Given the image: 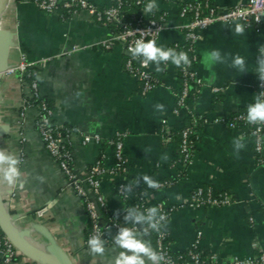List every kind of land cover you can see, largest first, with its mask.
Wrapping results in <instances>:
<instances>
[{"label": "crops", "instance_id": "obj_1", "mask_svg": "<svg viewBox=\"0 0 264 264\" xmlns=\"http://www.w3.org/2000/svg\"><path fill=\"white\" fill-rule=\"evenodd\" d=\"M89 1L104 7L113 0ZM209 1L225 8L244 0ZM148 3L157 6L151 12L164 17L156 45L176 54L173 44L184 42L182 25L186 22L178 15L177 0H145L141 11L145 12ZM237 24L241 25L215 22L200 31L192 65L200 81L199 92L188 98L186 109L176 113L177 65L170 59L165 64L152 61L151 71L161 66L159 83L140 95L136 79L124 70L127 52L123 45L103 48L101 42L108 36V28L84 11L64 17L60 11L45 13L30 2L6 0L0 29L9 32L10 44L2 58L0 53V67L16 64L20 56L30 63L28 70L33 71L39 97L52 111V121L70 130L69 147L77 173H84L104 153L105 171L99 182L108 214L122 226L142 227L150 225L151 219L134 208L137 195L147 208L162 202L172 208L164 229L173 254L185 252L200 232L198 250L212 253L221 264H227L232 257L254 259L264 253V135L257 155L240 129L211 121L247 109L257 97L256 80L264 67V52L260 51L264 49V28L242 25L244 32L237 34ZM74 46L78 49L71 51ZM213 53L218 58L210 60ZM237 55L245 61L242 69L234 64ZM40 60H45L42 65L37 63ZM29 83L19 82L17 73L0 77V151L16 160L20 171L11 185L0 176V195L5 210L14 217V229L27 231L22 240L46 257L60 259L61 253L71 264H115L121 252L132 255L115 242L112 232L108 234L110 243L99 240L102 254L92 253L85 245L87 216L34 130L36 106L19 115L22 99L31 92ZM188 113L204 116L206 122L197 126L190 161L183 165L178 162L175 134L184 127ZM160 129L173 138L163 141ZM117 132L124 133V166L110 174L112 148L106 140ZM84 134H97L100 140L81 144ZM241 137L244 147L237 149L234 141ZM6 167V163L0 165V170ZM145 175L156 183L168 180L171 184L149 187ZM118 185L123 187L122 195ZM195 187L226 192L234 202L188 207L185 201ZM7 191L12 194L7 195ZM49 201L55 202L52 207H48ZM138 215L143 219L136 221ZM133 232L154 252L147 228ZM140 257L144 264H157L143 253ZM11 264L39 263L16 249Z\"/></svg>", "mask_w": 264, "mask_h": 264}, {"label": "built area", "instance_id": "obj_2", "mask_svg": "<svg viewBox=\"0 0 264 264\" xmlns=\"http://www.w3.org/2000/svg\"><path fill=\"white\" fill-rule=\"evenodd\" d=\"M18 1V0H16ZM32 3L35 7L45 13H53L62 11L65 17H70L78 11H84L96 23L106 25L112 22L119 27L118 31L108 35L102 42L101 46L105 49L110 48L115 43L123 45L127 56L124 59V70L133 76L138 83V92L144 95L152 90L157 84V78L152 74L148 62L147 66H143V57H134L129 51L134 47L135 42L143 40H156L158 34L163 29L164 17L158 15L157 18L148 17L147 14L141 11L140 14L132 16L129 20H124L121 15L122 0H114V4L100 7L89 0H21ZM134 4L143 7L145 0H131ZM178 15L186 19L182 25L184 33V42L180 44H173L174 48L178 46H185L188 56L189 64L181 62L179 65V73L181 75V86L176 94L175 107L173 112L179 109L187 108V100L189 92L195 95L199 92L200 81L196 77L192 67L196 56L194 54V44L200 39V31L206 29L209 25L215 22H239L245 28H264V0H244L232 6L219 8L211 3L209 0L201 1H185L177 0ZM78 49L77 46L71 48V51ZM181 51H176L179 55ZM65 53V52H64ZM67 53V52H66ZM45 60H40L37 63L43 64ZM165 64L166 61H163ZM30 63L20 56L18 62L14 65L5 67L0 75L17 73L18 81L22 82V76L28 71ZM264 67L259 71V76L256 80V93L261 102H264V80L261 75H264ZM31 92L28 97L22 99L19 115L22 116L24 110L35 105L37 108V116L34 120V130L40 139L48 156L56 163L64 178V184L79 198L80 203L88 219V228L85 233L84 243L88 245V241L92 236H97L98 240L110 243L109 232H112L116 237L121 228H129L133 231L141 228L151 227L155 233L154 237V252L157 254V264H221L220 260L212 253H207L204 257L200 255L197 248V242L200 237V232L196 233L195 239L190 246L182 254H172L169 248V241L167 240L168 233L164 230V223L169 218L172 210L170 206H166L162 202H157L154 205L156 208L155 214H150L147 207L141 201V195H137L133 204L134 208L141 210L151 219L150 225L138 227L135 225L122 226L116 217L110 215L106 211L103 195L100 191L99 176L105 171L102 165L104 153H100L95 161L82 174L77 173L72 165V157L69 147L70 130L52 121L51 109L46 102L39 97L36 90V83L32 79L29 83ZM192 92H191V91ZM31 99L38 100L34 104ZM188 113L186 116H193ZM247 115L244 113H237L229 121H224L222 118H213L212 122H222L228 127L237 128L238 124H245L248 126V135L251 138L252 146L255 154H259L262 146V139L264 135V123H249L246 119ZM201 123H205L204 116H198ZM196 123V119L192 118L190 124L185 125L180 130V140L177 149L178 162L186 165L191 157L192 140L189 135L193 133L192 126ZM160 137L163 141H169L170 135L164 130L160 129ZM124 133L117 132L106 143L111 146L113 163L108 173L112 174L115 171L123 170L124 159L122 156V141ZM100 137L97 134H84L81 136V144H86L90 141L98 142ZM171 184L168 180H163L157 183L156 188L166 187ZM118 193L123 194L122 185H118ZM7 195L11 191L6 192ZM12 194V193H11ZM234 200L226 192H216L209 187H195L189 193L185 204L188 207L198 208L206 206H226L230 205ZM11 216V215H9ZM155 225V227H153ZM16 248L5 237L0 235V264H11L14 259ZM227 264H264V253H259L254 259L232 257Z\"/></svg>", "mask_w": 264, "mask_h": 264}, {"label": "clouds", "instance_id": "obj_3", "mask_svg": "<svg viewBox=\"0 0 264 264\" xmlns=\"http://www.w3.org/2000/svg\"><path fill=\"white\" fill-rule=\"evenodd\" d=\"M155 3H148L144 11L151 12L154 8H156ZM235 31L237 34H242L244 32V27L240 24H237L235 27ZM129 51L132 53L134 57H143L142 64L143 66H147L149 61L159 62V61H168L177 66L183 62L184 64H189L187 54L184 52H180L179 55L173 53L171 49L164 50L162 47H158L156 45L155 40H148L144 42L143 40H138L135 42L134 47H131ZM260 51L264 52V49ZM218 58L217 54L213 53L212 58ZM245 61L244 59L237 55L234 58V64L243 68ZM157 71H160L157 68ZM264 71V70H262ZM261 79L264 80V75H261ZM247 121L249 123H264V102H261L259 97L255 98V102L250 104L247 108ZM243 137L239 141H234L237 149H241L244 147L242 143ZM7 164L6 168L0 170V176H2L3 180L7 181L8 184H14L18 177L20 176L19 168L17 167V161L12 159L11 156H6L3 151H0V165ZM145 183L149 187H157V183L153 181L149 176H143ZM54 201H49L48 207H52L54 205ZM148 212L150 214H155L156 208H149ZM118 215V212L116 213ZM129 219V217H125V220ZM142 216H136L135 220H142ZM155 227V225H153ZM135 233L132 229L129 228H121L119 230L118 235L115 237V242L122 248L128 249L132 252V255H127L124 252H121L119 256L115 260V264H144L143 259H141L140 254L148 256L152 260H157V254L153 252L145 243L137 240L135 238ZM89 249L92 253L102 254L104 252L103 247L101 246V242L98 240L97 236H92L88 241Z\"/></svg>", "mask_w": 264, "mask_h": 264}, {"label": "trees", "instance_id": "obj_4", "mask_svg": "<svg viewBox=\"0 0 264 264\" xmlns=\"http://www.w3.org/2000/svg\"><path fill=\"white\" fill-rule=\"evenodd\" d=\"M16 1V0H14ZM114 0L112 1V4H114ZM121 8V15L123 17L124 20H129L132 16L134 15H138L141 13V7L140 5H136L134 4L131 0H122V4L120 6ZM62 13V15L65 17L64 13L62 11H60ZM148 17H152V18H157L158 15L153 13V12H149L147 14ZM107 28H108V35H111L112 33H115L118 31L119 27L117 25H115L114 23L112 22H108L106 25H105ZM176 51H181V52H184L187 54V57L190 56V53L186 51L185 49V46H178L177 48H175ZM194 64V62L192 63ZM179 66H177V78H178V84H179V89H180V86H181V75L179 73V70H178ZM159 69L161 70V66H159ZM33 71L30 69L28 70L23 76H22V80L26 83L30 82L32 79H33ZM152 74L157 78L158 80V83H159V72L158 71H152ZM179 91V90H178ZM191 91V90H190ZM192 92V91H191ZM178 93V92H177ZM195 95H191V93L189 92L188 94V98H192V97H195ZM28 97V96H27ZM31 101L34 103V104H37L38 103V100L36 99H31ZM47 104V103H46ZM47 106L49 107V105L47 104ZM50 108V107H49ZM237 113H244L247 115V109L245 110H240V111H237V112H234L232 114H230L227 118L224 119V121H229L230 119H232ZM201 116V115H200ZM192 118H195L196 119V123L192 126V130H193V133L189 135V138L192 140V142H194V138H195V131L197 129V126L199 124H201V119L198 118V115H193V116H186L185 117V125L187 124H190V120ZM184 125V126H185ZM238 129L241 130V132L243 133L244 136L248 135V126L245 125V124H238L237 126ZM172 135V134H171ZM170 135V136H171ZM172 137V136H171ZM175 139H176V142H177V149H178V145H179V140H180V131L175 134ZM173 138V137H172ZM248 139L251 141V138L248 137ZM252 142V141H251ZM191 151H193V144L191 145ZM139 192H144L143 190L139 191ZM138 192V193H139ZM213 194H216V192L213 191ZM148 231L151 232L152 234V237H153V242H154V237H155V233L153 232L152 228L149 227L147 228ZM166 231V229H164ZM167 232V231H166ZM2 233L0 232V235ZM167 240H168V237H167ZM169 241V240H168ZM173 254V253H172ZM179 254H182L184 256L183 253H179ZM176 255V254H174ZM200 255L202 257H204L206 255V253H203V252H200Z\"/></svg>", "mask_w": 264, "mask_h": 264}, {"label": "water", "instance_id": "obj_5", "mask_svg": "<svg viewBox=\"0 0 264 264\" xmlns=\"http://www.w3.org/2000/svg\"><path fill=\"white\" fill-rule=\"evenodd\" d=\"M6 0H0V13L3 8V5ZM10 44V36L9 32L0 29V53L1 58L2 55L7 50V46ZM4 69V66L0 67V73ZM1 77V75H0ZM12 220H14L13 216H9L7 211L3 206V199L0 195V231L5 237L11 242V244L20 252L25 254L27 257L36 261L39 264H71L70 261L65 257V255L60 253V259L54 257H46L42 254L41 251L33 247L32 245H28L22 240L23 236L27 235V231L23 230H15L12 225ZM53 251L58 253L59 251L53 248Z\"/></svg>", "mask_w": 264, "mask_h": 264}]
</instances>
